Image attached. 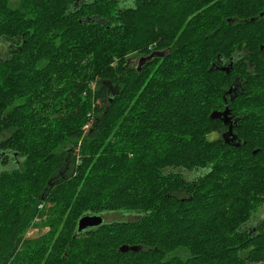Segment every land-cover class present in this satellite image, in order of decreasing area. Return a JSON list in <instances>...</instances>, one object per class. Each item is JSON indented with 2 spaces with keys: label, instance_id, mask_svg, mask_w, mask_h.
<instances>
[{
  "label": "trees",
  "instance_id": "16d2710c",
  "mask_svg": "<svg viewBox=\"0 0 264 264\" xmlns=\"http://www.w3.org/2000/svg\"><path fill=\"white\" fill-rule=\"evenodd\" d=\"M76 1L0 0V264L264 263V0Z\"/></svg>",
  "mask_w": 264,
  "mask_h": 264
},
{
  "label": "water",
  "instance_id": "95a60500",
  "mask_svg": "<svg viewBox=\"0 0 264 264\" xmlns=\"http://www.w3.org/2000/svg\"><path fill=\"white\" fill-rule=\"evenodd\" d=\"M79 0L76 1L75 5H77ZM263 14V13H262ZM2 39V38H0ZM21 49V46H18L17 49H11L10 53H14L18 50ZM154 55L151 54L147 57H142L139 61V67L146 61L149 59H152ZM234 67V61L232 60V62L227 65V66H223L221 67L222 70H225L227 72H230ZM232 90V88H230V90L228 91V93H230ZM231 99L233 100L234 97L232 96ZM211 119H221L225 124H228V121H230L232 119L231 115H230V109L227 106L224 110H215L211 113L210 115ZM237 121V119H236ZM235 121V122H236ZM226 134L230 135V139H227L225 137H222V139L227 142V143H234L236 145H240L238 136L234 133V124L229 123V130L226 132ZM256 153V151L254 152ZM104 222V218L102 215L100 214H86L84 216H82L79 221H78V231H84V230H88V229H92V228H96L98 226H100L101 224H103ZM137 248L135 246H122L121 250L122 251H127V250H136Z\"/></svg>",
  "mask_w": 264,
  "mask_h": 264
},
{
  "label": "rangeland",
  "instance_id": "374dc122",
  "mask_svg": "<svg viewBox=\"0 0 264 264\" xmlns=\"http://www.w3.org/2000/svg\"><path fill=\"white\" fill-rule=\"evenodd\" d=\"M10 4L12 6H17L19 4V0H10ZM131 57L136 62L139 59V56H137L136 54L132 55ZM96 86H97V84L93 83V87H96ZM185 175L187 177H194L195 176V174L192 175L189 172H185ZM115 217H116L115 214H111V215L108 214V216L106 218H107V220H112ZM261 217L264 218V209L261 212H259L258 214H256V216H255L254 220L252 221V223L253 224L257 223L258 220H260ZM40 222L41 221H35L33 223V226L29 227V229L25 233L26 238H29V239L37 238V237L42 236L43 234H45L48 231L49 227L40 225ZM37 223H38V225H37ZM174 254L179 255V256H181L183 258H186L187 256H189V251L187 249L182 248V249L176 250L174 252ZM260 264H264V263H260Z\"/></svg>",
  "mask_w": 264,
  "mask_h": 264
},
{
  "label": "flooded vegetation",
  "instance_id": "af4514ba",
  "mask_svg": "<svg viewBox=\"0 0 264 264\" xmlns=\"http://www.w3.org/2000/svg\"><path fill=\"white\" fill-rule=\"evenodd\" d=\"M231 88H232V90H231V92L230 93H228V94H232V92L235 90L236 91V89H237V87H235V86H233V85H231ZM230 115H231V117H232V119L230 120V121H228V124H226L227 126V130H224V131H222L221 132V137H225V138H227V139H230L231 137H230V135H228V134H226V132L229 130V123H231V121H232V123L235 125L236 123H237V121H236V119H238L237 117H235V115H232L231 114V111H230ZM236 121V122H235ZM235 133V132H234Z\"/></svg>",
  "mask_w": 264,
  "mask_h": 264
}]
</instances>
